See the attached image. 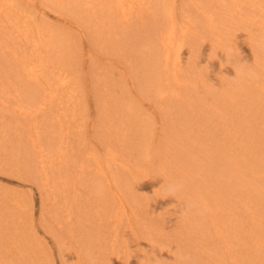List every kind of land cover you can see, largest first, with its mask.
I'll return each instance as SVG.
<instances>
[{
	"label": "rangeland",
	"instance_id": "1",
	"mask_svg": "<svg viewBox=\"0 0 264 264\" xmlns=\"http://www.w3.org/2000/svg\"><path fill=\"white\" fill-rule=\"evenodd\" d=\"M15 1L19 5L18 7L14 3L19 11L22 9L18 22H27L33 36L35 35L33 39L40 42V33L37 32L38 30L44 31V34L41 35L46 36L42 38V40L46 39V43L44 44L43 40L44 45L42 42L39 43L36 50L34 41H26L24 33L16 29L15 22L11 23L2 15L0 16V51L2 52L9 46L7 52L9 54L10 50L14 48L11 41L15 36L16 41H23L19 45L21 49L17 47L19 50L16 51L24 49L27 58L31 59L30 57L35 52L41 51L43 55L41 59L46 58L47 61L51 59L58 63L56 67H50L45 74H51L50 76L54 77L56 73L60 74V68L61 72H65L63 74L68 73V79L71 80L68 82L70 85L62 86V88L56 81L59 74H56V78H52L55 81L51 82V85L48 84L47 91L48 93L55 92L58 98L57 102L55 99L52 103L54 106L51 104V107L47 109L46 116L37 115L34 117L36 121L32 117L27 120L15 116L17 117L16 121H14V117L12 118L15 124L12 123L10 130L6 129L9 133L0 131V247L2 246L0 258H5L7 255L4 256L3 253L7 252V254H12L13 258L10 257V259L12 262L16 261L17 264L22 257H25V262L23 261L22 264H34L33 262L35 264H97L102 263L105 258L109 260L114 254V244L117 250L121 249L120 254H122L123 249H126L123 248L126 245L124 240H132L130 245L133 247L130 258H128L129 255H122L124 264H146L140 262L145 257L147 264H194V262L201 264L202 262L196 260L195 252H198L199 257L215 255L214 253L218 252L222 254L223 238L214 233L209 226L201 225L203 220L199 216V197L196 198L195 195L202 194L205 198L206 195L212 196L211 193H214L213 198H207L205 201L207 203H211L213 199L218 201L216 204L219 206V210L216 215L213 214L216 219L223 218V221L227 223L236 219L235 217L243 220V211L237 213V209H242L245 206L238 207V201H230L233 194H229L228 200H225L226 197L224 199L222 193H217L215 177L220 173L219 169L223 171L224 166L227 178H222L224 183L221 186L227 194L231 189H236L237 192L238 185L235 188V183L238 181V175L245 173L244 167L251 169L259 163L264 164L262 152L257 153L259 157H262V160L260 159L259 162L254 159V163L251 161L252 155L249 153L250 151L258 152L264 147V135L259 133L264 130V111H262L264 109L258 111L256 105L254 106L252 103L253 110L250 111L247 107L246 110L244 109L246 113H243L239 104H231L229 97L225 100L222 95V92L230 94L231 89L238 87L234 92L235 96L236 94L240 96L242 87H248L247 89L250 91L252 87L249 86L255 82L264 84V0H163V3L162 0H138L140 6L135 13L137 16L139 14V17L121 24L117 23L115 31L109 30L110 19L107 14L106 17H103L97 13V17H93V14L83 11L82 0H76L77 2L74 4L69 0ZM168 2H170L171 8L170 6L168 8ZM149 5H151L150 8ZM207 6L208 10L202 13V10L204 11ZM155 8L157 11L154 10ZM160 9L163 10L160 12ZM147 11L150 13L148 14ZM165 13L168 17L162 16ZM213 14H215V25L217 26L216 37L225 40V44L230 49L240 48L237 50L238 53H234L235 59L239 60L235 63L253 64V66L244 67L243 72L249 74L245 79L237 77V73L234 74V72L232 74L236 76L222 75L220 80L225 82L226 86L220 85L218 88L216 87L219 74L217 67L219 64H224L223 61H227L226 64L229 65L231 55L225 50H218L219 47L213 33L208 31L211 28V21L208 18ZM98 17L102 19L99 23H97L99 20H95ZM168 18H171L176 25L177 38L188 39L186 40L188 50H186L185 65L187 66H185L184 77L187 79L186 76L189 75V80L192 79V82H202L204 87L206 86L205 89L204 87L196 89L195 85H192L188 90V87L185 88L187 84L184 82L185 86L181 87L182 92H184L186 100L191 95V100H187L191 105H187L185 100L186 103H180V107L177 108H174L176 105L170 96L167 100H171L174 104L167 103L166 98L163 99L152 92L153 83L150 80L154 78V73H151L154 69L150 67L146 59L151 52L149 46L154 45L156 40L158 41L157 37H162L166 23L167 25L171 23ZM111 19L114 21V17ZM186 20L188 22H185ZM185 27L186 29H184ZM187 29L190 32L184 34ZM124 30L126 31L124 32ZM111 32L114 35L112 39H110ZM195 32L198 33V36L195 35ZM9 34L12 35L10 39ZM47 36L52 37V43L47 41ZM207 38L210 41H204ZM233 40L239 43L237 47ZM153 41L154 44H152ZM206 41L216 48L214 52L217 56L213 60L209 55L210 49L206 50ZM59 43L63 46L59 48L61 50H58V46L54 47ZM4 47L5 49H3ZM0 55L2 63L3 53ZM238 55L241 59L237 57ZM215 58L218 59L219 64L215 62L217 61ZM219 60L223 61L219 62ZM34 61L32 60L31 63ZM210 62L217 65V71L216 69L214 71V65L212 67L209 65ZM230 62H232L231 59ZM234 64L230 63L229 67L233 69L234 66L235 68L242 66L241 63ZM19 65L18 63L15 66L16 77L20 69ZM149 68L151 71L148 70ZM144 72H148V75H145ZM187 72H189L188 75ZM213 72L215 73L213 74ZM252 73H255V77L251 75ZM149 74L150 77H148ZM214 75L216 76L214 77ZM15 82L19 85H17L19 89L14 83L12 89L15 93H13L14 91L12 93L15 98L13 97V100L18 99L19 95V99H21L23 92L25 94L22 95L27 96L29 92L31 94L39 90L38 85ZM35 87L36 89H34ZM216 92L221 93H217L213 98L212 95ZM16 93L19 95L17 96ZM70 95H74V97ZM67 100L68 102L71 100L68 107L65 106ZM188 107L191 110H188ZM59 108L61 109L59 110ZM184 109L187 111L184 112ZM255 109L257 112H254ZM57 110L59 111L57 112ZM215 110L222 111L221 113L225 117L222 119L225 122L219 121L223 116H214ZM229 110L231 113H228ZM234 113L240 114L244 119L240 117L238 121H235L238 116ZM230 114L236 115V117L230 116ZM250 117L254 122L252 124L253 131L247 138L243 122L250 123L248 121ZM42 118L46 119L43 121ZM60 118L62 123L58 122ZM55 121L62 125L56 127ZM63 126L64 129H62ZM236 127L239 130L238 133L235 132ZM241 130L244 132H240ZM236 136L241 138L244 144L239 146L235 141V138L238 140ZM40 138L44 139L39 140ZM35 140L41 144L44 143L45 151H47V147L54 148L56 145L62 148V151L49 157L50 155H46L45 151L41 152V146ZM250 141L257 145H253ZM142 142H144L143 144L147 143L151 157L156 153L155 164L152 165L153 169L151 168L153 180L149 183L146 182V179L141 180L139 176L142 175L136 173L138 172L137 168L143 167V165L146 168L149 161L142 159L141 163L138 160L139 166H136L134 161L138 158L132 153L136 152L135 148ZM234 150L237 152L235 155ZM113 151H117L119 156L117 155V159L111 161L112 156L115 157L112 155ZM28 154V160L34 161V164L30 161L31 165L33 164L30 170L24 168L25 166L21 162ZM232 156L237 159H233ZM129 159H133V161L131 162ZM125 163L131 169L126 171L123 168V186L128 189L126 185L134 183V190H141L134 194V205H137L136 212L134 209V212L128 211L126 215L125 211L117 209L120 207L119 204H115L116 207L118 206L116 211H118L117 216H120L119 220L125 219L119 224V232L116 241H114L110 235V230L113 233L114 226H111L109 230L106 229V226L108 227L110 224L111 214L103 218L96 216L94 219H87L80 210L86 205H88L87 208H92L91 203L96 207L94 209L99 210L103 207L98 205L99 198L97 196L101 192V188L104 190L105 179L99 173L97 166L105 167V173L107 176L109 175L107 183L109 182V187L111 186L113 189L111 176L113 177L112 174L116 172L115 170H121V164ZM204 165L206 171L213 178L205 179V184L198 179L195 173H201ZM225 165H229V167L226 168ZM44 180L48 181L46 187L42 185ZM152 182L154 183L153 188L150 184ZM173 185L179 186V190L174 195L169 194L168 191L169 186ZM249 189L252 190L253 185H249ZM255 192H258L256 184L251 195H254ZM258 200L261 199L258 198ZM178 203H180L179 207ZM230 203H234L237 208ZM128 204L130 210L131 205H134L129 201ZM255 210L258 214L264 213V208L260 210L256 206ZM244 212L247 213L244 215L246 222H248L247 218L252 220L249 213L253 214V212L251 210H244ZM253 217H255L254 214ZM128 218L131 220L134 218L135 221L128 224ZM261 219H264V215ZM223 221H221L222 224H224ZM251 222L257 224L254 220ZM231 225L226 226L227 228L220 227L224 231L228 229V234V232L231 233ZM200 226L201 230H199ZM234 226L238 231L237 235L245 239L249 234L247 229L250 230L251 226L244 225L243 229ZM86 231L93 233L90 236L93 235L94 241L90 246L86 240L88 236L84 234ZM208 232H211L212 236H208ZM127 233H130L131 236H128ZM58 235L70 245L69 247L76 257H71L68 252H64L60 248ZM262 237L264 239L263 235ZM202 239H210L214 242L210 247L214 249V252L210 250L211 253L209 251V253L206 252L207 254L203 253L207 250H204L202 245L208 242H204ZM232 242L231 239L230 243ZM247 243L249 244L247 251L235 247L236 252L232 253L235 264H258L253 258L264 254L262 248L264 243L258 249L253 244ZM200 245L201 248H199ZM242 246L244 245L242 244ZM183 248L188 252L186 253ZM27 251L29 253L26 256ZM147 253L149 256L152 255V259L147 256ZM158 258L161 260L159 261ZM0 261L7 264L6 259ZM228 261L230 259L227 260V263L231 264Z\"/></svg>",
	"mask_w": 264,
	"mask_h": 264
},
{
	"label": "bare ground",
	"instance_id": "2",
	"mask_svg": "<svg viewBox=\"0 0 264 264\" xmlns=\"http://www.w3.org/2000/svg\"><path fill=\"white\" fill-rule=\"evenodd\" d=\"M2 1H4V2H2ZM59 1V0H58ZM70 2H73V4L74 3H76L77 1L76 0H69ZM140 1V0H139ZM139 1L138 0H82L81 2H83L84 4V6H83V8H82V10L83 11H85V12H87V14L89 13V14H93V17L95 16V17H97V13H100L103 17H106V14L108 15V18L110 19L109 20V22H110V28H109V30H113V31H115V27H116V25H117V23L118 24H121V23H123L124 21H129V20H131V19H136L137 17H139V14H138V16H137V14L135 13L137 10L136 9H138V7L140 6L139 5ZM142 1H144V0H142ZM165 1V0H164ZM168 1V0H167ZM195 1H197V0H195ZM2 2V3H1ZM51 2H52V0H51ZM199 2V1H198ZM14 3H16V1L14 2V0H0V9L2 8V10L0 11V16H2V15H4L5 17H6V19H8L11 23H13V22H15V26H16V29H18L19 31H21V33H24V36H25V39H26V41L28 40V41H34L33 42V44H35L34 46H35V49L37 48V46H38V44L39 43H41L43 40H44V44L46 43V39H43L42 40V38H45L46 36L45 35H41V34H44V31H41V30H38V32L37 33H40V38H41V42L40 41H38L37 39H33L34 38V36H33V34H32V32H31V28L29 29V27L27 26L28 24H27V22H25V23H23V21L21 22V21H19L18 22V20H19V18L21 17V10L22 9H20V11H19V9L15 6V4ZM162 3H163V0H162ZM169 3L170 2H168L167 3V5H168V8H169ZM204 3V2H203ZM17 4V3H16ZM62 4H63V2H62ZM65 4V3H64ZM86 4V5H85ZM159 5H160V3H158ZM164 4H165V2H164ZM207 4V3H206ZM1 5H3V6H1ZM152 5V4H151ZM151 5H149V8L151 7ZM5 6V7H4ZM17 6L19 7V5L17 4ZM70 6V5H69ZM208 6H210L209 4H208ZM208 6L206 7V9H204V11L202 10V13L203 12H206L207 10H208ZM59 7V6H58ZM81 7V6H80ZM147 7V6H146ZM152 7H153V5H152ZM72 9L74 8V7H71ZM76 8V7H75ZM148 8V7H147ZM170 8H171V6H170ZM210 8V7H209ZM144 9V8H143ZM146 9V8H145ZM155 11H157V9L155 8L154 9ZM163 10V9H162ZM161 9H160V12L162 11ZM168 11V10H167ZM23 13H24V10L22 11ZM165 12V10L163 11V13ZM138 13H141L140 11H138ZM147 13L149 14L150 12H148L147 11ZM170 13V12H169ZM29 14V13H28ZM145 14H146V12H145ZM152 14L154 15V13L152 12ZM156 14V13H155ZM23 15V14H22ZM101 15H99V16H101ZM140 15H142V14H140ZM147 15V14H146ZM157 15V14H156ZM167 15V13H165V15H162V16H166ZM198 15V14H197ZM203 15V14H202ZM101 16V17H102ZM143 16V15H142ZM175 16V15H174ZM24 17V15L22 16V18ZM27 17V16H26ZM112 17H114V21H113V19H111ZM136 17V18H135ZM166 17H168V16H166ZM155 18V17H154ZM161 18V17H160ZM1 19V18H0ZM28 19V18H27ZM101 19V18H100ZM100 19H99V17L96 19L95 18V20H99L97 23H99L100 22ZM156 19V18H155ZM165 19V18H164ZM169 19V18H168ZM172 19H173V16H172ZM208 19H210V21H211V24H210V29L208 30L209 32H212L213 33V37H215V40H216V43H217V45H218V47H219V49L218 50H225V51H227V52H230V55H231V58H229V65H230V63H235V61L236 62H238L237 61V59H235V54L234 53H238L239 51H237V50H240V48H238L237 46H238V42H236V40H233L234 42H235V47H237V48H232V49H230V47H228L226 44H225V40H223V39H221V38H219L218 39V37H216V35H215V29L217 28V26L215 25V22H216V20H215V14H213V16H210ZM23 20H24V18H23ZM102 20V19H101ZM169 20H171V18L169 19ZM28 21V20H27ZM104 21V20H103ZM117 21V22H116ZM142 21V20H141ZM191 21V20H190ZM189 21V22H190ZM151 22V21H150ZM170 22V21H169ZM185 22H188V20H186ZM93 23V22H92ZM96 23V24H97ZM135 23V22H134ZM166 23V22H165ZM184 23V22H183ZM201 23V22H200ZM3 24H4V22H3ZM95 24V25H96ZM192 24H194V23H192ZM100 25V24H99ZM98 25V26H99ZM187 25H188V23H187ZM97 26V25H96ZM104 26V25H103ZM189 26V25H188ZM194 26V25H193ZM198 26V25H197ZM199 26H200V24H199ZM14 27V26H13ZM100 27H102V26H100ZM150 27V26H149ZM157 27H158V25H157ZM164 27H165V25H164ZM131 28H132V26H131ZM145 28V27H144ZM160 28H161V26H160ZM203 28V27H202ZM127 29V28H126ZM133 29V28H132ZM162 29H164V28H162ZM161 29V30H162ZM179 29V28H178ZM184 29H186V27L184 28ZM197 29H198V27H197ZM145 30V29H144ZM180 30V29H179ZM192 30H193V28H192ZM126 30H124V32H125ZM181 31H183V30H181ZM180 31V32H181ZM18 32V31H17ZM141 32V31H140ZM162 32H164L163 33V35L160 33V35H162V37H160L159 36V38L157 37V39H158V41L156 40V42H155V44H154V41H155V39H153L154 41H153V43L152 44H154V45H152L151 43H148L149 45L151 44L152 46H149V47H151V49H150V54L147 56V61H148V63H149V65H150V67H153V72L151 71V69L149 68L148 70H150L151 71V73L153 74V76H154V78H150L151 80L150 81H152V83H153V86H152V88H151V90H152V92H154V93H156L157 95H159L160 97H162L163 99H165L166 98V101H167V103H175V107L174 108H177V107H180V103H184L185 102V100H186V96H184V92H182V86L184 85V82H186L185 84H187V86L185 87V88H187L188 90L190 89L189 87H191L192 85H195V87H196V89H198V88H202V87H204V83H195V82H192L191 80H189V75H188V73L189 72H187V75L188 76H186L187 77V79L184 77V73L186 74V71H185V66H187V65H185V62H186V50H188L187 49V47H188V45H186V40H188V39H186V40H184L185 38H177V30H176V25L174 24V22H173V20H171V23H168V25H167V23H166V27H165V29L162 31ZM186 32H190V31H188V29L184 32V34L186 33ZM20 33V32H19ZM12 34V33H11ZM209 34V33H208ZM53 35V34H52ZM187 35V34H186ZM193 35V34H192ZM195 35L196 36H198V33L196 34V32H195ZM12 36V35H11ZM11 36H10V34H9V39L11 38ZM21 36V35H20ZM113 34H112V32H111V35H110V39H112L113 38ZM1 37V36H0ZM51 36H47V41L49 40L50 41V43H52L53 42V39H52V37L50 38ZM136 37V36H135ZM18 38H19V34H18ZM206 38V37H205ZM190 40H191V38H190ZM205 40H209L208 38L207 39H204V41ZM210 41V40H209ZM13 44H12V47L14 46V48H12L11 50H10V52H9V54H7V52L9 51V46H7V48L5 49V47L3 48V49H5V50H2V52L0 51V54L1 53H3V61H2V63L0 62V68H2V69H0V131H6V133H9L7 130H10V127H11V125H12V123H14L13 122V119H14V121H16L17 120V117H15V116H18V117H20V119H23V118H25V119H29L30 117H32V118H34V117H36L37 115H39V116H42V115H45L47 112V109L49 108V107H51V104L54 102V100L56 99V102H57V98L58 97H56V93L55 92H53V91H51V92H49L48 93V91H47V88L49 87V85L48 84H50L51 85V82L53 83L55 80H52V78H54L55 76H56V74H59V73H54L55 74V76L53 77V76H50L51 74H45L46 73V71L50 68V67H52V66H57L58 65V63H56L55 61H53V60H51V59H49L48 61L46 60V58H44V60L43 59H41V58H43V55L41 54V51L40 52H35L30 58L31 59H29V58H27V55L25 54L26 53V51H24V49L22 50V51H16V50H19V49H21L20 48V44L21 43H23V41L21 40H19V41H16L15 40V36H13V38H12V41H11ZM2 43V42H1ZM132 43H133V41H132ZM209 43V42H208ZM207 43V41H206V44H205V47H206V50H209V52L211 53H209V55H211V59L213 60V58L214 57H216L217 55H216V53L214 52V49H216V48H213V45L212 44H208ZM42 44H43V42H42ZM43 44V45H44ZM4 45V44H3ZM62 44H56L54 47H57L58 46V50H61V49H59V48H61V47H63V46H61ZM46 46V45H45ZM51 46H52V44H51ZM11 47V46H10ZM17 47L19 48V49H17ZM147 47V46H146ZM228 48V49H227ZM2 49V48H1ZM8 49V50H7ZM14 49V50H13ZM38 49V48H37ZM36 49V50H37ZM31 53V52H30ZM62 53V52H61ZM60 53V54H61ZM205 53V52H204ZM28 54V53H27ZM229 54V53H228ZM8 55V56H7ZM49 55V54H48ZM194 55V54H193ZM241 55V54H240ZM240 55H238L237 57L238 58H240L241 59V57H240ZM245 55V54H244ZM220 56V55H219ZM243 56V55H242ZM0 57L2 58V56L0 55ZM10 57V58H9ZM195 57V56H194ZM207 58H209L208 56H206ZM227 57V56H226ZM225 57V58H226ZM230 57V56H229ZM0 58V60H2ZM190 58H191V56H190ZM193 58V57H192ZM210 59V60H211ZM230 59L232 60V62H230ZM10 60H12L11 61V64H10ZM32 60L34 61L33 63H31L32 62ZM195 60V59H194ZM215 60H217V61H215V62H217L218 63V59L217 58H215ZM224 60V59H223ZM223 60H219V62L220 61H223ZM227 60V59H226ZM249 61V60H248ZM191 62V61H190ZM213 62V61H212ZM212 62H210L209 63V65L212 67V65H214L215 66V68H214V71H215V69H216V71H217V68H218V72H219V74H218V78H217V80H216V83L218 84L216 87L218 88V87H220V85L221 86H226V84H225V82H223V81H221L220 80V78H221V76L223 75V76H231V74H232V72H234V74L235 73H237V77H239V78H242V79H245V77L246 76H248L249 74H247V73H244L243 72V69H245L244 67H246L247 65L248 66H253V64H245V65H243V62H239V63H241L242 64V66L241 67H237V68H235V66L234 65H238L239 63H235L233 66H234V68L236 69H231L230 67H229V65L228 64H226L227 63V61H223V63L224 64H222V65H220L219 63V66L216 68V64H214V63H212ZM18 63L20 64L19 66H20V69H19V71H18V73L16 74L17 75V77L15 76V66H17L18 65ZM246 63V62H245ZM187 64V63H186ZM60 66H62V65H60ZM64 66V65H63ZM206 67V66H205ZM59 68V67H58ZM146 68V67H145ZM18 70V69H17ZM59 70H60V74H59V76L57 77V84H58V86L60 87H64V86H66L67 87V85H70L68 82L71 80L70 78L68 79V73L66 72V74H63V73H65V72H61L62 70L59 68ZM64 70H66V68H64ZM248 70H251V69H248ZM185 71V72H184ZM207 71H209V68H207ZM48 72V71H47ZM54 72V71H53ZM144 73H146V72H144ZM215 72H213V74H214ZM217 73V72H216ZM145 75H148V72L145 74ZM191 75H193L192 73H191ZM233 75V74H232ZM216 75H214V77H215ZM233 76H236V75H233ZM49 77V78H48ZM147 77V76H146ZM148 77H150V74H149V76ZM147 77V78H148ZM56 78V77H55ZM247 78H251V77H247ZM15 81H18V82H25V83H27V84H35V85H38L39 86V90L38 91H35L34 93H31L30 94V92L28 93V95H29V97H28V95L27 96H23L25 93L23 92V91H21V92H23L22 94H21V99H22V101H21V99H19V97H20V95H19V93H16L17 94V96L19 95V97H18V99H14L13 100V97L15 98V96H13V93H15V91L12 89V86L14 85V83L16 84V82ZM199 82V81H198ZM56 83V82H55ZM54 83V84H55ZM150 84H151V82H150ZM225 84V85H224ZM9 85H10V88H9ZM18 84H16L15 86H16V88H18V86H17ZM14 86V87H15ZM32 86V85H31ZM38 86H37V88H38ZM48 86V87H47ZM53 87L55 86V85H52ZM57 86V87H58ZM185 86V85H184ZM253 86H254V88H253ZM264 84L263 83H261V84H258V83H253V84H251L249 87H252V88H250V91H248V87L247 88H241L240 89V96L239 95H237L236 94V96H235V92H236V89L238 88V87H236V88H233V89H231L232 91H230V94L229 93H225L224 92V94H223V92H222V95L224 96L223 98L226 100V98L227 97H229V101H230V103L231 104H235V105H237V104H239L240 105V107L243 109V113L245 112L246 113V108L247 107H249L248 108V110H253V107L251 106V104L253 103L254 104V106L256 105V108L258 109V111H259V109H264ZM56 87V86H55ZM58 87V88H59ZM62 87V88H63ZM69 87V86H68ZM206 87V86H205ZM205 87H204V89H205ZM209 87V86H208ZM207 87V88H208ZM232 87V86H231ZM225 88V87H224ZM19 89V88H18ZM34 89H36V87L34 88ZM209 89V88H208ZM207 89V90H208ZM220 89V88H219ZM227 89V88H226ZM252 89H254L255 91L253 92V90ZM14 91V92H13ZM186 91V90H185ZM206 91V90H205ZM227 91V90H226ZM235 91V92H234ZM13 92V93H12ZM27 92V91H26ZM60 92V91H59ZM65 92V91H64ZM207 92V91H206ZM221 92H216V93H213V98H215V96H216V94L217 93H221ZM60 93H62V92H60ZM201 93V92H200ZM227 96H226V95ZM62 95H64L63 93H62ZM67 95H68V93H67ZM71 96V95H70ZM170 96V98L172 99V101L171 100H167V98ZM28 98L27 100H26V98ZM68 97V96H67ZM71 97H74V95H72ZM24 99V100H23ZM128 99V98H127ZM191 100V95H189V97H187V100ZM125 100V99H124ZM186 100V101H187ZM60 101V100H59ZM69 102L71 103V100H69ZM68 100H67V105H65L66 107H68ZM121 103H124V102H122L121 101ZM173 103V104H174ZM177 103H179L178 105H177ZM186 103V102H185ZM207 103V102H206ZM130 104V103H129ZM181 104V105H182ZM187 105H191L190 104V101H187ZM186 105V106H187ZM16 106V107H15ZM52 106H54V104H52ZM182 106H184V105H182ZM185 106V107H186ZM58 107V106H57ZM65 107V108H66ZM184 107V108H185ZM189 108V109H188ZM187 109L188 110H191V108L190 107H188ZM61 108H59V110H60ZM168 109V108H167ZM187 109H184L185 111L184 112H186L187 111ZM245 109V110H244ZM257 109H255V111L254 112H257ZM59 110H57V112L59 111ZM247 110V111H248ZM53 111V110H52ZM170 111V110H169ZM216 111V110H215ZM239 111V110H238ZM262 111H264V110H262ZM54 112V111H53ZM176 112H178V111H176ZM190 112V111H189ZM188 112V113H189ZM222 111H216L215 112V114H214V116H223L222 115V113H221ZM230 112V110L228 111V113ZM249 112V111H248ZM50 113V112H49ZM61 113V112H60ZM63 113V112H62ZM61 113V114H62ZM231 113V112H230ZM240 114H241V112H239ZM42 114V115H41ZM66 114V113H65ZM129 114V113H128ZM181 114V113H180ZM234 114H236V113H234ZM240 114H236L238 117H237V119H235V121H238L239 120V118L241 117V119H244L242 116H240ZM263 114H264V112H263ZM49 115V114H48ZM232 114H230V116H231ZM236 115H232L233 117L235 116L236 117ZM46 116V115H45ZM65 116V115H64ZM186 116V115H185ZM245 116V115H244ZM246 116H249V115H246ZM14 117V118H13ZM22 117V118H21ZM131 117V116H130ZM13 118V119H12ZM15 118H16V120H15ZM185 118V117H184ZM222 118H225L224 116L223 117H221L220 118V120L219 121H221V120H223ZM231 118V117H230ZM229 118V119H230ZM20 119H18V120H20ZM43 119V121L46 119V118H42ZM233 119V120H234ZM34 120H35V118H34ZM70 120V119H69ZM68 120V121H69ZM25 121V120H24ZM32 122H33V120H31ZM36 121V120H35ZM61 122L62 123V120H61V118H60V120H58V122ZM67 121V122H68ZM224 121V120H223ZM230 121V120H229ZM250 123H244L243 122V127H245V131H246V133H247V138H249V136H251V131H253V129H252V124L254 123L253 122V120H252V118L250 117V120H248ZM252 121V122H251ZM21 122H22V120H21ZM54 122V121H53ZM70 122V121H69ZM225 122V121H224ZM241 123L240 124H242V121H240ZM55 123H56V121H55ZM230 123V122H229ZM15 124V123H14ZM65 124V123H64ZM174 124V123H173ZM176 124V123H175ZM227 124H228V120H227ZM226 124V125H227ZM231 124V123H230ZM58 125H62V124H57L56 123V127L58 126ZM246 125V126H245ZM16 126H17V124H16ZM54 126H55V124H54ZM236 126V125H235ZM235 126H233L234 127V129H235ZM61 127V126H60ZM232 127V128H233ZM238 127V126H237ZM237 127H236V130H235V132L236 133H238V131L240 130V128H239V130L237 129ZM241 128H242V126H241ZM7 129V130H6ZM58 129H59V127H58ZM61 129V128H60ZM62 129H64V126H63V128ZM234 129H233V131H234ZM261 130V129H260ZM243 130H241L240 132H242ZM63 132V131H62ZM244 132V131H243ZM261 132V133H260ZM231 133H232V131H231ZM259 133L260 134H263L264 135V130H263V132L262 131H259ZM224 134V133H223ZM40 135V134H39ZM239 135V134H238ZM243 135V134H242ZM223 136V135H222ZM224 136H225V134H224ZM223 136V137H224ZM236 137H238V136H236ZM44 139V138H43ZM43 139H39V140H43ZM220 139H221V137H220ZM30 140V139H29ZM228 140V139H227ZM239 140H241L240 142H239ZM45 141V140H44ZM47 141V140H46ZM235 141H237L238 143L237 144H239V146H241L242 144H244L243 142H242V139L241 138H239L238 137V140H237V138H235ZM249 141V140H248ZM1 142H2V140H1ZM4 142H5V140H4ZM35 142L36 143H39V141H36L35 140ZM49 142V141H48ZM69 143H70V140H69ZM144 142H142V143H140L139 145H138V147L137 148H135V150H136V152H132V153H134V155L138 158V159H136L134 162V164L136 165V166H139L138 165V160L142 163V159H144L143 161H149L148 162V165H146V168H145V166L143 165V164H141V165H143V167H139V168H137V171L138 172H136L138 175H142V176H139L140 177V179L141 180H143L144 181V179H146V182H150V181H152L153 180V178H152V176H151V168H152V165H154L155 164V162H154V160H155V155H156V153H155V155H152V157L150 156V153H149V151H148V149H147V143L146 144H143ZM231 143V142H230ZM250 143H252V141H250ZM40 144V148L42 149V151L41 152H44L45 150H44V147H45V145H44V143H42L41 144V142L39 143ZM151 144V143H150ZM232 144V143H231ZM253 144V143H252ZM61 145V144H60ZM68 145V144H67ZM226 145V144H225ZM253 145H255V144H253ZM257 145V144H256ZM255 145V146H256ZM57 146V148H55ZM56 146H54V148H52V147H47V151H48V153H51V154H48L47 153V151H45V154L46 155H50L49 157H51V156H53L54 155V153H56V152H60L61 153V151H62V148H60L58 145H56ZM227 146V145H226ZM3 147V146H2ZM69 146H67V148H68ZM235 148H236V146H234ZM1 148V147H0ZM70 148V147H69ZM120 148V147H119ZM151 148V147H150ZM263 149L262 150H260V151H258V152H255V151H250L249 153H251L250 155H252V158H251V161L253 162L254 161V159H256L257 161H261L262 160V157H259V155L257 154V153H259V152H262L263 153V155H264V147H262ZM119 151H121V149H118ZM131 150V149H130ZM133 150V149H132ZM134 150V151H135ZM153 150V149H152ZM55 151V152H54ZM118 151V152H119ZM114 152V154L112 153V155H115V157H113L112 156V159H110L111 161H113V159L115 160V158H116V156L118 155L119 156V154H117L116 152L117 151H113ZM129 153V152H128ZM237 152L234 150V155L236 154ZM26 154V153H25ZM233 155V156H234ZM28 156H29V154L27 155V157L26 158H23L22 159V164L25 166L24 168H27V170H30V168H32L33 167V164H34V161L31 159L30 161H32L33 162V164L31 165V163H30V161L28 160ZM121 156H122V154H121ZM192 156V155H191ZM232 156V158L233 159H235L236 157H233ZM197 157V156H196ZM264 158V157H263ZM42 159V158H41ZM117 159V158H116ZM123 159V158H122ZM121 159V160H122ZM237 159V158H236ZM261 159V160H260ZM98 160V159H97ZM130 160V159H129ZM42 161V160H41ZM41 161H38V162H41ZM123 161V160H122ZM127 161H128V158H127ZM131 162L133 161V159L132 160H130ZM99 162V161H98ZM100 163H101V161H100ZM172 163V162H171ZM228 163H230V164H233L232 162H229L228 161ZM254 163V162H253ZM140 165V166H141ZM98 167V171H100L99 173L100 174H102L103 175V177H104V181H105V184H103V188H104V190L101 188V192L98 194V198H99V200H98V205H101V206H103L102 208H100L99 210H97V209H94V208H96L95 206H94V204L93 203H91L90 204V206H92V208H87L88 207V205H86V206H84V208H82L80 211H81V213L84 215V216H86L87 217V219H90V218H92V219H94L96 216L98 217V218H103L104 216H108L109 214H111L112 216V218H111V220H110V226L108 225V227L106 226V229L107 230H109V229H111V226H114V229H113V233H115V234H113V233H111V230H110V235H111V237H112V239L114 240V241H116V238H117V233L119 232V229H118V226H119V224L121 223V221L122 220H124V219H120L119 220V218H120V216H117V212L118 211H116V208L118 207H116L115 206V204H119V206L120 207H118L117 209H122V211H125L126 213H124V214H126L127 215V213H128V211H132V212H134L133 210L135 209V212L137 211V205H134V200H135V196H134V194L138 191V190H141V189H137V190H134L135 188H134V183L131 185V184H127L126 185V188H128V189H125V187L123 186V173H122V171H123V168H125L126 169V171L127 170H130L131 168H129V165L127 164V163H125V164H121V170H115L116 172H114V174H112L113 175V177L111 176V179H112V186H113V189L111 188V186L109 187V182L107 183V180H108V178L107 177H109V175L107 176V174L105 173V170H104V168L105 167H103V165H99V166H97ZM177 167H178V165H177ZM193 167H194V165H193ZM225 167L227 168V167H229V165H225ZM133 168H134V166H133ZM184 168V167H183ZM107 169V168H106ZM153 169V168H152ZM197 169V168H196ZM244 171H245V173H242V174H240V175H238V181L235 183V188H236V186L238 185V191L236 192V189H231L230 190V192L227 194L225 191H224V188H222V184L224 183L223 182V180H222V178H227L225 175H226V173L224 172L225 171V169H224V166H223V171L221 170V169H219L218 171L220 172L216 177H215V180H216V184H217V193H219L220 192V194L222 193V195L224 196V199H225V197H226V199L225 200H228L227 198H228V196H229V194H233V195H231V196H233L232 198H230V201L231 200H235V201H238L237 202V204H238V207L239 206H245V207H243L242 209L241 208H238L237 209V213H240V212H242L243 211V220H241V219H238V217H235L236 219H232V220H230V223H227V222H225V221H223V218L222 219H216V217H214V215H216L217 214V211L219 210V206L216 204L218 201L217 200H215V199H213L212 200V202L211 203H207L206 201H205V199H207V198H209V199H211V198H213V194L214 193H211L210 191V193L212 194V196H209V195H206L205 196V198H204V196H202V194H196L195 196H196V198L197 197H199V204H200V207H199V209H200V212H199V216H200V219H202L203 220V223H201V225L203 226V227H205V226H209L210 228H212L213 229V231H214V233H217L218 235H220L223 239H222V243L224 244V248H223V251H221L222 252V254H220L219 252L218 253H214L215 255H210V256H205V257H199V254H198V252H195V257H196V260L198 259V261H200V262H202L203 264H229V263H227V260L228 259H230V261H228V262H231V264H235V262L233 261V254L232 253H234V252H236V250H235V247H237V248H240V249H244V251H247V249H248V243L247 242H249L250 244H253L255 247H256V249H258V248H260V247H262L263 246V241H264V239H263V237H262V235L264 236V219L262 220L261 219V217L264 215V213L263 214H258L257 212H256V210H255V207L256 206H258V208L260 209V210H263V208H264V164H262V163H259V165H257L256 167H252L251 169L250 168H245L244 167ZM111 170V169H110ZM176 170V169H175ZM194 170H195V168H194ZM193 170V171H194ZM199 170V169H198ZM255 170V171H254ZM108 171H109V169H108ZM200 171V170H199ZM198 171V172H199ZM107 172V171H106ZM111 172V171H110ZM135 172V171H134ZM113 173V172H112ZM196 174H197V177H198V179H200L204 184H205V179H213L212 178V175L210 174V173H208L207 171H206V166L204 165L203 166V169H202V172L201 173H197V172H195ZM240 173V172H239ZM109 174V173H108ZM111 174V173H110ZM175 174V173H174ZM173 174V175H174ZM217 174V173H216ZM134 176H136L135 174H133ZM206 175H209V176H206ZM145 177V178H144ZM172 177V176H171ZM253 177V178H252ZM126 178V177H125ZM252 178V179H251ZM128 179V178H127ZM172 179H173V177H172ZM49 180V179H48ZM182 180V179H181ZM125 181V180H124ZM47 182L48 181H43L42 182V185L44 186V187H46V185H47ZM132 183V182H131ZM50 184V183H49ZM151 184V187L153 188V182L152 183H150ZM255 184H256V189L258 190V192H255V196L254 195H251V193H252V191H253V189H254V187H255ZM249 185H253V189L252 190H250L249 189ZM108 188V190H106ZM47 189V188H46ZM106 190V191H105ZM126 193H125V192ZM110 194V195H109ZM219 195V194H218ZM220 196V195H219ZM202 197V198H201ZM221 197V196H220ZM258 198H260L261 200H258ZM219 199V198H218ZM221 199H223L222 197H221ZM223 199V200H224ZM128 201L130 202V204H131V202L133 203V205L134 206H132L131 205V207H130V210H129V204H128ZM136 202V201H135ZM179 205H178V207L180 206V203H178ZM230 204H233V206L235 205L234 203H230ZM215 205V206H214ZM222 206V205H221ZM232 207V206H231ZM235 207L237 208V206L235 205ZM244 210H251L252 212H253V214L255 215V217H253V214L252 213H249L250 214V218L252 219V220H250L249 218H247V221L248 222H246V220L244 219V215L245 214H247V213H245L244 212ZM111 211H112V213H111ZM129 212V214H130V216H132V214ZM135 214V213H134ZM214 214V215H213ZM262 215V216H261ZM67 216H69V215H67ZM133 217V216H132ZM129 219V218H128ZM134 218H132V220L131 219H129L128 220V224L130 223V222H132V221H135V220H133ZM226 219H228V218H226ZM225 219V220H226ZM231 219V218H230ZM255 221L257 224H254L253 222H251V221ZM221 221H223V223L224 224H222V222ZM124 222V221H123ZM229 224H232L231 225V227H230V231H231V233L230 232H228V234H227V230L228 229H226V231H224V230H221V227L220 226H224V228H227L226 226H228ZM247 224H249L251 227H250V230H248L247 229V232L249 233V234H247V236H246V238L245 239H242L240 236H238L237 234H238V231H237V229L235 228V226L234 225H236L237 227H239L240 229L242 228L243 229V226L245 225L246 227H247ZM9 227V226H8ZM11 229H12V227H11ZM15 229V228H14ZM202 229V227L200 226L199 227V230H201ZM10 230V229H9ZM13 231H15V230H13ZM17 232V231H16ZM17 234V233H16ZM26 235H27V233H25ZM84 234H87V236L88 237H86V240L88 241V246H90L91 245V243H93V241H94V239H93V235L92 236H90L91 234H93V233H88L87 231L86 232H84ZM98 234H100V231H98ZM128 234V233H127ZM204 234V233H203ZM226 234V235H225ZM102 235H103V233H102ZM10 236V235H9ZM90 236V237H89ZM128 236H131L130 235V233L128 234ZM134 236V235H133ZM208 236H212V233L211 232H208ZM22 237V236H21ZM115 237V238H114ZM12 238L13 239H15L14 238V236H12ZM123 238V237H122ZM131 238V237H130ZM236 238V239H235ZM152 239V238H151ZM167 239H169V238H167ZM231 239H232V243H230L231 242ZM202 240H204V239H202ZM245 240V241H244ZM19 241V240H18ZM58 241H59V244H60V248L61 249H63L64 250V252H68L69 253V255L71 256V257H76V255H75V253H73V251H71V249H70V245L65 241V240H63V238L60 236L59 237V235H58ZM132 241V240H131ZM131 241H126V240H124V242H126V245L125 246H123V248H126V249H123V253L122 254H120V251H121V249H116V247H115V244H114V254L109 258V260H107L106 258L104 259V260H102V263H97V264H124V262H123V260H122V257L125 255V256H127V255H129L128 256V258H130L131 257V255L130 254H132L131 253V251H132V249H133V247H131V245H130V242ZM204 242H208V243H204L203 245H202V247H204V250H207V251H205V252H203V253H205V254H207L206 252H210L211 253V251H213L214 252V249H211L210 247H211V245L214 243L213 241H211L210 239H205L204 240ZM263 242V243H262ZM16 243V242H15ZM97 243V242H96ZM95 243V244H96ZM242 244L244 245V246H242ZM155 245H156V243H155ZM154 245V246H155ZM14 246V245H13ZM2 247V246H1ZM1 247H0V249H1ZM151 247H152V245H151ZM243 247V248H242ZM4 248H6V247H4ZM8 248V247H7ZM199 248H201V245H200V247ZM236 248V249H237ZM263 249H264V247H262ZM156 249V248H155ZM183 250H184V248H183ZM211 250V251H210ZM185 251V250H184ZM197 251V250H196ZM14 252V251H13ZM12 252V253H13ZM186 253L188 252V251H185ZM208 252V253H209ZM217 252V251H216ZM28 253H29V251H27V253H26V256L28 255ZM155 253H157V252H155ZM4 254V256L5 255H7L5 258L4 257H2V259L0 258V260H7V264H17L16 263V261L15 262H12V260L10 259V257H12L13 258V256H12V254L11 253H8L7 254V252H5V253H3ZM31 254H32V252H31ZM145 254V253H144ZM148 254V253H147ZM146 254V255H147ZM32 255H34V254H32ZM68 255V256H69ZM123 255V256H122ZM35 256V255H34ZM33 256V257H34ZM69 256V257H70ZM145 256V255H144ZM148 257H150L151 258V256H149V254L147 255ZM32 257V256H31ZM113 257V259L111 260V258ZM4 258V259H3ZM146 258V257H145ZM145 258L144 259H142V261L140 260V262H142V263H148L146 260H145ZM150 258H148V259H150ZM19 259V258H18ZM80 259H81V257H80ZM152 259V258H151ZM159 259V258H158ZM161 260V258L159 259V261ZM253 260L254 261H256L258 264H263L264 263V254L263 255H258L256 258H253ZM23 261L25 262V257H22L21 258V260L18 262V264H22L23 263ZM32 261V260H31ZM35 261V260H34ZM4 262H6V261H4ZM27 262H28V260H27ZM152 262V261H151ZM153 262H154V260H153ZM156 262V261H155ZM30 263V262H29ZM34 264H35V262H33ZM201 263V264H202ZM0 264H3L1 261H0ZM131 264H133V263H131ZM154 264V263H153ZM194 264H195V262H194Z\"/></svg>",
	"mask_w": 264,
	"mask_h": 264
},
{
	"label": "clouds",
	"instance_id": "3",
	"mask_svg": "<svg viewBox=\"0 0 264 264\" xmlns=\"http://www.w3.org/2000/svg\"><path fill=\"white\" fill-rule=\"evenodd\" d=\"M251 75L255 77V73H252ZM178 190H179V186H175V185L169 186V189H168L169 194H172V195H174Z\"/></svg>",
	"mask_w": 264,
	"mask_h": 264
}]
</instances>
